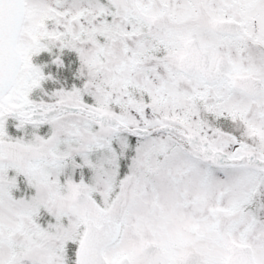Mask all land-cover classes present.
<instances>
[{"label": "snow or ice", "instance_id": "6c2138e0", "mask_svg": "<svg viewBox=\"0 0 264 264\" xmlns=\"http://www.w3.org/2000/svg\"><path fill=\"white\" fill-rule=\"evenodd\" d=\"M0 264H264V0H0Z\"/></svg>", "mask_w": 264, "mask_h": 264}, {"label": "rangeland", "instance_id": "374dc122", "mask_svg": "<svg viewBox=\"0 0 264 264\" xmlns=\"http://www.w3.org/2000/svg\"><path fill=\"white\" fill-rule=\"evenodd\" d=\"M61 82H63L65 84V86L68 85V84H71V81H61Z\"/></svg>", "mask_w": 264, "mask_h": 264}, {"label": "trees", "instance_id": "16d2710c", "mask_svg": "<svg viewBox=\"0 0 264 264\" xmlns=\"http://www.w3.org/2000/svg\"><path fill=\"white\" fill-rule=\"evenodd\" d=\"M63 83V82H62ZM67 87H70L71 86V84H68V85H66Z\"/></svg>", "mask_w": 264, "mask_h": 264}]
</instances>
